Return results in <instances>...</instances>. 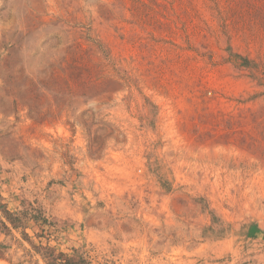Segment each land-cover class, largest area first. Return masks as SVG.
<instances>
[{
  "label": "rangeland",
  "instance_id": "rangeland-1",
  "mask_svg": "<svg viewBox=\"0 0 264 264\" xmlns=\"http://www.w3.org/2000/svg\"><path fill=\"white\" fill-rule=\"evenodd\" d=\"M0 264H264V0H0Z\"/></svg>",
  "mask_w": 264,
  "mask_h": 264
}]
</instances>
